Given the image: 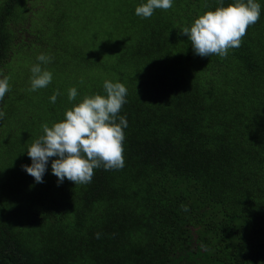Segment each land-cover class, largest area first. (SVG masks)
<instances>
[{
	"label": "trees",
	"instance_id": "1",
	"mask_svg": "<svg viewBox=\"0 0 264 264\" xmlns=\"http://www.w3.org/2000/svg\"><path fill=\"white\" fill-rule=\"evenodd\" d=\"M146 2L129 0L114 56L89 62L102 76L73 101L62 86L44 96L13 78L12 59L32 44L8 14L0 20V79L10 77L0 101V264H264V0L226 58L195 55L179 34L220 0H173L138 17ZM106 80L127 88L123 169L58 184L53 157L36 183L22 165L42 125L106 96Z\"/></svg>",
	"mask_w": 264,
	"mask_h": 264
},
{
	"label": "clouds",
	"instance_id": "2",
	"mask_svg": "<svg viewBox=\"0 0 264 264\" xmlns=\"http://www.w3.org/2000/svg\"><path fill=\"white\" fill-rule=\"evenodd\" d=\"M173 0H147L136 8V15L150 18L154 9H169ZM261 16V5L255 0H237L227 7L220 6L215 11H207L189 27L180 29V35H186L191 42L195 55L210 57L213 54L226 58L229 49L239 48L242 38L250 25H254ZM54 57L40 54L37 60L50 63ZM31 88L36 91L47 87L52 81V73L42 69L40 63L31 68ZM2 75V73H0ZM9 76L0 79V101H3L9 89ZM83 83V81H81ZM106 96L96 94L85 96L82 102L66 110L65 118L54 123L42 125L44 135L36 139L28 148L27 154L32 164L22 165V169L34 177L36 183H43L50 158L52 174L58 178V184L65 179L77 184H89L94 169L120 170L125 166L124 129L127 128L126 116L119 112L127 103V88L123 83L104 82ZM59 90L50 97L55 103ZM76 88L69 89V101L76 99ZM6 113L0 110V120ZM118 121V122H117ZM186 211V206L182 205ZM203 247V245H202Z\"/></svg>",
	"mask_w": 264,
	"mask_h": 264
},
{
	"label": "rangeland",
	"instance_id": "3",
	"mask_svg": "<svg viewBox=\"0 0 264 264\" xmlns=\"http://www.w3.org/2000/svg\"><path fill=\"white\" fill-rule=\"evenodd\" d=\"M7 1L0 0V20L8 14L10 26L21 31V40L32 44L29 50H19L12 59V76L31 86V68L40 63L42 69L52 73V81L38 89L39 95L45 96L55 86L81 91L84 90L81 81L90 83L102 76L89 68V62L110 61L118 43L114 26L122 22L127 26L123 12L129 0H17L9 6L10 12ZM70 10L72 18L67 19L65 15ZM79 52L85 59L79 58ZM42 53L54 59L43 64L37 60Z\"/></svg>",
	"mask_w": 264,
	"mask_h": 264
}]
</instances>
